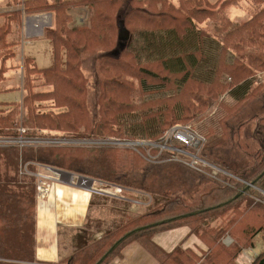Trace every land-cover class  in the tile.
Returning <instances> with one entry per match:
<instances>
[{
	"label": "trees",
	"instance_id": "16d2710c",
	"mask_svg": "<svg viewBox=\"0 0 264 264\" xmlns=\"http://www.w3.org/2000/svg\"><path fill=\"white\" fill-rule=\"evenodd\" d=\"M251 1L252 5L245 0H10L22 8L0 14V55L6 54L0 58L6 83L0 93L20 89L23 95L19 102H0L7 106L0 110V136L21 135L18 125L36 127L46 113L51 123L65 130L81 128L71 114L85 101L81 99L87 86L82 61L99 53V118L85 124L86 134L102 136L99 133L109 131L121 139L163 144L171 127L189 126L204 138L203 148L232 144L242 152L243 147L246 160L240 171L224 167L233 174L219 168L213 175L215 168L209 162L199 161L198 171L183 163L190 159L184 153L152 150L158 159L178 157V164L197 171L198 183L204 184L194 197L168 199L164 209L135 217L132 229L125 230L124 224L96 248L86 244L57 264H112L132 244L149 251L157 264H239L242 251L255 246V237L264 232V110L231 122L248 103H264V0ZM234 6L245 12L244 19L230 17ZM73 7L86 9L87 18L70 28L72 16L67 11ZM43 12H52L54 19L45 31L54 52V63L48 68L37 67L33 58L20 52L23 16ZM119 19L130 32L122 49ZM12 68L22 72L19 82L14 78L18 74L10 75ZM120 91L128 95L120 97ZM147 92L161 97L139 107L129 101ZM46 101L52 102L48 111L43 110ZM213 108L220 110L216 128L208 125L212 119L204 123ZM196 122L202 123L201 129ZM166 144L191 151L177 140ZM117 150L22 148L14 142L0 146V264H46L36 258L37 173L59 169L119 184ZM92 163L96 166L91 170L83 167ZM181 226L189 227V234L206 249L196 252L181 241L167 251L154 240L157 233ZM227 236L232 239L228 245ZM251 264H264V249Z\"/></svg>",
	"mask_w": 264,
	"mask_h": 264
},
{
	"label": "rangeland",
	"instance_id": "374dc122",
	"mask_svg": "<svg viewBox=\"0 0 264 264\" xmlns=\"http://www.w3.org/2000/svg\"><path fill=\"white\" fill-rule=\"evenodd\" d=\"M216 1V0H211ZM248 5H252L251 0H245ZM244 4V5H245ZM71 16L72 20L69 21L68 26L74 27V25H79L80 23L86 21L87 18V10L82 7H73L70 8V10L67 11ZM230 17L233 19L241 20L244 19L246 14L245 12L240 8L232 7L229 10ZM62 62L63 64L66 62V51L63 48L62 49ZM6 54L0 55V58L2 59ZM99 53L86 56L83 58L82 61L83 65V72L82 75L84 77V80L86 81V91L82 95L81 99L85 100L83 107L79 109H75V113L71 114L77 125L81 126V128H75L74 131H68L65 130V128H61L60 125H57L55 123H51L49 120V115L46 113L43 115V121L41 120L40 124L36 127L28 129L27 127H23L21 125H18L17 127L20 129L19 131L22 132L21 135L13 136L12 140L19 141L20 138H22L24 141H27L25 143H22L23 140H21V143H16L17 145L21 146L22 148L33 146V147H43V148H73V147H79V148H91V147H111V148H117L116 154V164H115V176L118 177V179L121 181L119 184H111L106 183L108 185H104V187L98 188V191L93 192V195L96 197L93 201V206L91 210V215L89 216L91 219L87 223L84 232L92 233L94 234V238H91L88 242H85L80 247L84 246L86 243H92L94 248H96L98 245V242L101 241L103 238L106 237L108 233H110L112 230H116L117 228L123 226L124 224L127 225V228L125 230L132 229L135 225H130L135 217L140 216L143 212H153L156 209H164L167 206L168 199H172L174 197L181 196L185 199L193 198L196 191L198 190L199 186L203 185L204 182L198 183L199 177L198 174L193 171L189 170L186 167H184L181 164H178L177 161L180 159L177 157L173 158V160L168 158L170 161L166 159H158L157 156L158 153H153L152 150L154 149H171L174 151H178L181 154H186L189 156V161H184V164H190L191 166H195L198 171H201L200 168L198 169V166L196 163L192 162L193 158L191 157L194 155L192 151H195L196 154L201 155L204 154L205 158H200L199 161H202V163H208L211 166L215 168V170L212 172L213 175L217 174V171L219 168L223 170L225 173H231L230 171H227L224 167L231 169L233 171H237L244 166V163L246 162L244 158V150L242 147V152L235 148L234 145H229L228 148L226 147H213V148H203V145H201L198 148H191V151H182L181 149L176 150L173 146H168L166 142L164 141L163 144H156L153 141L150 140H126L121 139L117 137L116 135H113V133H110L109 131H105L104 133H99L102 136L94 135V134H86L84 127L85 124L89 123L90 120L92 121V118L95 120L99 118V100L101 101L100 97V89H99V77L96 72V61L100 57ZM83 57V56H81ZM78 59V58H77ZM82 59V58H81ZM49 61L50 65L53 63V58ZM39 66H49L48 63L39 62ZM2 70H0V89L5 87V84L3 83V74L1 73ZM19 72L11 69V76L17 75ZM22 73V72H21ZM22 77V74H18L14 78H16V81L19 82ZM52 80L50 79V81ZM13 83V82H12ZM41 83H44L42 80ZM9 84V83H8ZM11 85V83L9 84ZM159 85V84H158ZM64 86H67L64 84ZM44 89H48V86L45 85ZM21 91L13 90L8 92H1L0 93V101H15L19 100L21 97ZM161 93L157 92H147V94L143 95H135L130 98L129 101L133 106L139 107L140 105H143L147 102H151L152 100H155ZM120 97H125L128 95V93H124L123 91L119 92ZM81 96V95H80ZM163 98V97H162ZM146 99V100H144ZM144 100V101H143ZM52 103V102H50ZM48 101L44 102L43 110L48 111L49 105ZM5 107L0 105V110H4ZM132 107V106H131ZM135 107V108H136ZM264 110V103L263 102H251L248 103L240 112L239 114L234 117L231 122L237 123L238 121L242 119H247L249 116L253 115L254 113L260 112ZM58 111V110H57ZM217 114H220V110L217 109H211L208 113L206 119L204 121L205 124H207L211 119L214 120L213 123L210 122L208 125H215V120L217 117ZM206 118V117H205ZM57 123V122H56ZM200 123V124H199ZM196 122V126L199 124V129L202 128L201 122ZM62 126V125H61ZM204 126V124H203ZM215 127V128H216ZM196 128V127H195ZM197 129V128H196ZM198 129V131H200ZM34 131V132H32ZM27 132L33 133L29 134ZM202 133V131H200ZM200 134V133H199ZM203 134V133H202ZM104 135V136H103ZM0 140H10L9 136H0ZM15 142V141H14ZM208 142H210L208 140ZM9 144L6 141L1 142L0 146L7 147ZM195 156V155H194ZM205 159L206 161H204ZM198 161V162H199ZM93 164V163H92ZM83 166L87 170H91L90 168L95 167L96 163L93 165ZM148 164H150L148 166ZM27 164H25L26 166ZM149 168V170H148ZM24 171L26 170L23 167ZM50 171H53L55 174H57V178L53 179V182L58 181H65L67 183H74L75 185L81 186L80 182H87L90 183V186L93 184L98 185L100 184V179H94L92 177L82 176L78 174H69L70 176L63 178L61 173L64 172H58L55 169H52ZM93 171V170H92ZM227 171V172H226ZM27 172H29L27 170ZM97 173V172H95ZM227 173V174H228ZM51 174V175H55ZM190 174V176L188 175ZM63 175H68L64 173ZM83 179H86V181H83ZM68 180V181H67ZM70 181V182H69ZM200 181H202L200 179ZM104 182V181H103ZM117 186L121 188L120 190H116ZM151 194V195H150ZM98 210V211H97ZM97 211V213H96ZM113 212V214H112ZM112 214V220L107 219V221H100L98 217L103 215L104 217L110 218ZM105 215V216H104ZM117 215V216H116ZM94 217V218H92ZM174 235V238L177 240L184 234V232H170ZM109 235V234H108ZM161 237V234H156V239H159ZM193 237V238H192ZM109 239V238H108ZM107 240V239H106ZM160 242L161 238L159 239ZM255 246L249 249H246L242 251V253L239 255L237 261L239 264H251L254 257L264 249V232L259 233L255 237ZM224 242L228 245L232 242L231 237L227 236L224 239ZM82 242H80L81 244ZM184 245H188L191 247H203V245L195 238L194 235H191L185 242ZM95 253L98 252V249H94ZM100 253V251H99ZM97 253V255H99ZM148 259H150V263L152 258L149 254H147ZM31 264V263H29Z\"/></svg>",
	"mask_w": 264,
	"mask_h": 264
},
{
	"label": "crops",
	"instance_id": "0c3cea01",
	"mask_svg": "<svg viewBox=\"0 0 264 264\" xmlns=\"http://www.w3.org/2000/svg\"><path fill=\"white\" fill-rule=\"evenodd\" d=\"M21 6L11 5L10 0H0V14L22 8ZM53 21L52 12L26 14L22 19L21 56L33 58L36 66L39 68H48L54 63L52 43L45 37V31L53 25ZM51 58H53V63L50 65L49 61H51ZM40 61L48 63L49 66H39ZM18 72L20 75L21 71L19 70ZM18 91L22 93V90L19 89ZM22 95L19 100L4 102H19L22 99ZM47 170H43L41 173L55 174L53 171ZM63 172L68 174H62L63 178L70 176L71 172ZM52 176H57V174ZM83 181H86V179H83ZM45 183L50 189L37 203L36 258L41 263L57 264L61 259L75 253L85 242L94 238V234L84 232V229L91 219L89 216L91 215L93 201L96 197L89 189L79 187V185H75L74 183H67L65 181L53 182L52 180L45 181ZM112 214L110 218H103V215H101L98 219L103 222L107 221V219L112 220ZM177 231L184 232V234L176 240L170 232ZM189 233V227L181 226L157 233L158 235L161 234L159 239L161 238L163 244L159 239L155 238L156 235L154 240L163 249L171 251L181 241L185 242V240L191 237ZM195 238L197 237L195 236ZM197 240L203 247L197 248L183 245L196 252L206 249L205 245L198 238ZM80 242L82 243L80 244ZM146 253L152 258V263H150V259H148ZM112 264H157V261L141 245L132 244L126 247L124 257L115 260Z\"/></svg>",
	"mask_w": 264,
	"mask_h": 264
},
{
	"label": "built area",
	"instance_id": "2783aa9c",
	"mask_svg": "<svg viewBox=\"0 0 264 264\" xmlns=\"http://www.w3.org/2000/svg\"><path fill=\"white\" fill-rule=\"evenodd\" d=\"M164 138H165L166 142L171 141V140H177V141H179V142H181V143H183V144H185V145H187L189 147H192V148H198L201 145H203V142H204V138L201 135H199L198 133H196L189 126H174V127H171L165 133V137ZM21 140H23V139L20 138L19 141L12 140V139H10V140H0V143L4 142V141H6L8 143H11V142H14V141H15L14 143H21ZM25 142H27V141H24V140L22 141V143H25ZM175 149L178 150L177 148H175ZM194 155L191 156L193 158L192 162L197 164L198 161L200 160V158L198 157L197 154H194ZM49 169L50 168H48V170ZM62 174H64V173H61L60 176H62ZM37 176H38V189H39L38 201H39V199H42L43 195L45 193H48L49 189H50V187H48L46 185L45 181H48V180H52L53 181V179L57 178L59 175L57 177H55V176H52L50 174H43V173L39 172V173H37ZM80 177H82V176H80ZM80 183H81L82 187L89 189L92 193L98 191V188L104 187L103 183L105 185H108V184H106L105 182H102V181L100 182V184L98 183V185H97V183H96V185L93 184L92 186H90V183H87V182H83V183L80 182ZM112 186H109V187L112 188ZM120 189L121 188H119L117 186L116 190H120Z\"/></svg>",
	"mask_w": 264,
	"mask_h": 264
},
{
	"label": "water",
	"instance_id": "95a60500",
	"mask_svg": "<svg viewBox=\"0 0 264 264\" xmlns=\"http://www.w3.org/2000/svg\"><path fill=\"white\" fill-rule=\"evenodd\" d=\"M118 25V46L119 48H124L126 43L129 41L130 39V32L129 30L125 27L124 21L123 19H119L117 22ZM115 52H119L118 49L115 50ZM58 172H63L62 170L59 169H55Z\"/></svg>",
	"mask_w": 264,
	"mask_h": 264
}]
</instances>
